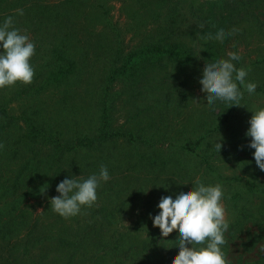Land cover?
Wrapping results in <instances>:
<instances>
[{
    "label": "trees",
    "instance_id": "16d2710c",
    "mask_svg": "<svg viewBox=\"0 0 264 264\" xmlns=\"http://www.w3.org/2000/svg\"><path fill=\"white\" fill-rule=\"evenodd\" d=\"M70 1L73 0H37L32 10L19 6L23 12L28 13L29 26L34 30H31L33 40L46 44V59L41 65L33 67L35 74L30 84L18 82L0 88L4 91L0 96V144H3V148H0V264H15L18 257L23 256L24 264H45L43 260L49 257L55 259V264H104L96 256L107 247L109 255H119L116 251L122 247L123 261L120 264H125L126 259L127 264H171L179 252L175 244L179 239L178 229L173 230L162 242H154V247L139 240L133 255L136 258L130 259L126 254L132 245L124 248L119 234L126 233L124 227H117L114 221L107 218L112 212H108L103 203L98 206H81L89 219L82 221L78 214L68 217L70 221L65 222L61 215L53 211L50 199L59 195L56 186L63 179H87L92 174L98 176L101 165L106 166L103 158L112 160L121 156L125 159L117 166L119 176L122 166L134 169V175L133 180L124 182L118 192L127 191L129 196H134L139 193L145 195L148 190L145 195L148 197L151 189L153 191V187H156L157 193H161L160 198L171 195L175 199L173 191L176 188L178 191L180 180L189 172L183 171L179 162L167 170L168 165L174 162V153L155 147L159 139L153 140V134L112 128L107 114L110 102H113L110 89L117 74L130 70L128 77L136 76L133 70L135 57L164 55L178 68L191 65L193 58L180 48L181 41L175 34L178 26L175 9L169 8L165 12L161 24L157 22L159 10L154 11L149 32L142 38V44L137 50L125 53L124 34L108 17L106 0H94L91 5L93 9L89 6L85 14L97 21V29L93 33L85 28L75 9L66 5ZM81 1L83 4L84 0ZM190 7L188 12L195 17V23H202L197 18L202 13V10H198V7H202L201 3H198V7ZM237 11L233 8L225 15L221 13L219 19L224 20ZM8 16H13L10 8L0 13V24ZM90 51L94 52L95 57L103 55L106 61L104 75L81 76ZM218 52V48H210L207 53L216 58ZM60 85H79L87 92L93 88L98 111L95 131L91 132L84 126L70 127L64 118L57 119L49 112L46 115L43 113L41 92L50 87L57 90ZM21 87L24 90V101L20 102L18 114L13 115L8 110L9 103L22 99ZM132 87L129 86L130 91ZM231 110L229 108L224 114L225 120ZM217 128L216 125L214 131ZM211 133L209 130L204 138L180 143L178 151L185 152L190 159L195 160L199 171L212 177L217 174L220 180H234L238 183L223 189L221 202L227 211L228 232L239 231L247 221L264 230V175L260 178L263 172L255 161L237 157L236 151H231V147L242 151L244 155L254 151L249 147L250 141L228 139L221 142L222 147L218 153L215 144L203 142L205 139L209 142ZM122 148L128 149L118 151ZM218 160L221 163L231 162L234 168L239 169L240 175L223 178L217 172ZM140 170H143L141 176ZM162 173L164 176H161ZM109 177L114 178L111 174ZM108 184L109 180L101 181L96 192H101ZM144 185L146 187L142 189ZM165 187L170 188V194H163ZM232 187L234 191L230 192ZM38 205L42 206L39 212ZM44 241H49V246L42 251L40 245ZM238 264H264V256L253 262Z\"/></svg>",
    "mask_w": 264,
    "mask_h": 264
},
{
    "label": "rangeland",
    "instance_id": "374dc122",
    "mask_svg": "<svg viewBox=\"0 0 264 264\" xmlns=\"http://www.w3.org/2000/svg\"><path fill=\"white\" fill-rule=\"evenodd\" d=\"M93 1L84 0L81 4V0H73L66 3L67 6L75 9L79 20L83 21L85 28L92 33L97 29V21L90 19L89 15L85 14H87ZM36 2L37 0H5L0 2V13L10 8V12L13 14L11 16L14 21L13 26L20 29L22 34L26 30V34L35 44V53L30 58L32 67L37 64L41 65L45 61L46 51L44 48L46 44H40L33 40L31 31L33 29L27 20L28 13L23 12V15H19L17 10L20 9L19 6L32 10L35 8ZM199 2L202 7H198ZM106 4L108 17L118 25L124 34L125 53L137 50L142 44V38L149 32L154 11L159 10L160 16L157 22L161 24L165 19V12L169 8H174V15L178 21L175 34L179 36L181 41L180 48L193 58L190 61L191 65L178 68L172 60L167 59L164 55L135 57L133 64V70L136 73L135 78L128 77L130 70L120 72L110 89L113 92V102H110L107 113L110 126L122 130L133 129L134 132L153 134V140L159 139L155 147L164 152L170 150L174 153V162L168 165L167 170L179 162L182 164L183 171L187 170L189 174L180 180L178 191L176 188L173 194L177 195L190 187H194L197 179L206 186H214L217 183L220 184L221 181L222 189L226 190L235 183L234 180H220L217 174L212 177L205 174L204 171H199L195 160L190 159L185 152L178 151L177 146L183 142L190 143L193 140L204 138V134L209 130L212 133L209 134V142L206 139L203 141L206 144L212 143L214 145L219 137L221 139L217 142L220 143L228 139L251 140V137L246 135L250 126L251 111L264 107V0H106ZM191 5L202 10L201 16H196L202 23L196 24L195 17L188 12ZM233 8L238 11L224 20L219 19L221 13L225 15ZM91 9H93L92 6ZM77 12L82 13L78 14ZM4 20L1 21V24ZM221 28L226 33L233 29H238V31L233 35L226 36L222 43L215 39L204 38L208 34L214 37ZM210 48L219 49L216 58L207 53ZM229 52H236L241 56L240 60L233 61L236 68L249 69L246 83L254 82L256 87L260 86L261 88L255 89V92L250 94L242 85H238L243 93L240 100L241 106H229V102L220 99L209 106L206 100L207 94L201 92L202 86L199 83L202 78V70L208 63H213L221 58L227 59ZM105 64L103 55L95 57L94 52L90 51L84 62L85 66L81 70V76L104 75ZM18 82L20 81L16 83ZM130 85L133 86L132 91L129 90ZM20 91L22 99H15L9 103L8 110L13 115L18 114L20 102L24 101L22 87ZM3 92L0 90V96L3 95ZM40 96L43 101L41 107L45 115L46 112H49L54 118H64L70 127L74 125L84 126L91 132L95 131L98 111L94 102L93 88L87 92L79 85L71 87L60 85L57 90L50 87L47 91H42ZM229 108L232 110L225 120L224 114ZM216 125L218 128L214 131ZM230 144L232 145L234 142H230ZM203 148L205 147L203 146ZM127 149L122 148L118 151ZM233 150L236 151L235 156L246 158L247 161H255L252 155L254 151L244 155L242 151H237V148L231 147L232 152ZM124 159V156L115 157L112 160L107 157L103 158L104 164L108 166V174L114 178H110L107 187L97 193V200L93 204L98 206L103 203L107 211L112 212L107 218L114 221L117 227H124L123 231L126 233H119L123 247L128 248L132 245L126 256L134 259L136 257L133 255L139 246V240L148 242L154 247V242H162L167 237H162L159 227L153 226L152 223L151 217L160 211L157 204L161 193H157L156 187H153V191L151 189V195L148 197L145 196L148 194V190H146L145 195L139 193L134 196L132 194L129 196L127 191L118 192V189L123 188L124 182L129 183L133 180L132 175H134V169L129 170L122 166L119 176L120 170L117 166L122 164ZM233 161H235L234 157ZM217 164H219L217 172L223 178L240 175L239 169L234 168L231 162L221 163L218 160ZM142 172L143 170H140V176ZM262 172L260 178L264 175V171ZM134 183L136 182L134 181ZM235 184L238 185V183ZM145 187L146 185L142 189ZM169 190L170 188H165L163 194H170ZM229 190L233 192L234 187ZM117 194L119 195L117 196ZM41 207V205L37 206V212L41 210ZM226 216L227 211L225 210V219ZM62 218L65 222L70 221L69 218L66 220L64 217ZM79 218L82 221L89 219L83 210L80 211ZM224 238L226 243L221 246L222 251L231 264L253 262L264 256V251H261V248L264 247V230L259 229L253 222H245L237 232L230 233L227 230L224 233ZM48 246L49 241H44L40 248L43 251L48 249ZM121 249L122 247H118L116 251L119 255H109L107 254L109 247L103 248L96 258L104 264H120L123 261ZM54 261L53 257L43 260L45 264H55ZM127 262L126 259L125 264ZM15 264H24V256L18 257Z\"/></svg>",
    "mask_w": 264,
    "mask_h": 264
},
{
    "label": "clouds",
    "instance_id": "9594fccd",
    "mask_svg": "<svg viewBox=\"0 0 264 264\" xmlns=\"http://www.w3.org/2000/svg\"><path fill=\"white\" fill-rule=\"evenodd\" d=\"M17 13L23 15V9H18ZM13 24L11 16L0 24V88L14 85L17 81L30 84L34 77L30 58L35 53V44L26 30L22 34ZM236 31L238 29L226 33L221 28L214 37L208 34L204 38L222 43L226 36L233 35ZM227 55V59L221 58L208 63L202 70L199 83L202 86L201 92L207 94L209 106L217 99L229 102V106H241L243 93L238 85H242L250 94L255 92L257 85L254 82L246 83L249 69L236 68L233 63L240 60L241 56L236 52H229ZM251 112L246 135L251 137L249 147L254 149L252 155L255 163L264 171V107ZM217 141L215 147L219 153L222 144ZM0 148H3V144H0ZM109 179L104 165H101L98 176L92 174L87 179H63L56 186L59 195L50 199L53 211L64 218L78 215L81 206L90 207L97 200L96 190L100 182ZM222 196L221 184L206 186L199 179L195 181L194 187L180 192L175 199L171 195L161 196L157 204L160 211L151 218L153 226H158L161 230L162 237H167L178 229L179 239L175 244L178 245L179 252L171 264H230L221 247L226 243L224 233L229 227L225 219V208L221 203ZM261 251H264V247Z\"/></svg>",
    "mask_w": 264,
    "mask_h": 264
}]
</instances>
